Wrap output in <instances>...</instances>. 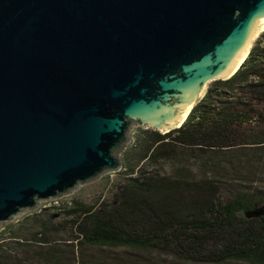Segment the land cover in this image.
Returning <instances> with one entry per match:
<instances>
[{"label":"water","instance_id":"water-1","mask_svg":"<svg viewBox=\"0 0 264 264\" xmlns=\"http://www.w3.org/2000/svg\"><path fill=\"white\" fill-rule=\"evenodd\" d=\"M263 24L264 0H0V225L181 128Z\"/></svg>","mask_w":264,"mask_h":264},{"label":"trees","instance_id":"trees-1","mask_svg":"<svg viewBox=\"0 0 264 264\" xmlns=\"http://www.w3.org/2000/svg\"><path fill=\"white\" fill-rule=\"evenodd\" d=\"M121 162L111 204L65 202L67 238L54 209L26 215L0 264H264V29L181 128H137Z\"/></svg>","mask_w":264,"mask_h":264},{"label":"rangeland","instance_id":"rangeland-1","mask_svg":"<svg viewBox=\"0 0 264 264\" xmlns=\"http://www.w3.org/2000/svg\"><path fill=\"white\" fill-rule=\"evenodd\" d=\"M136 129L137 128L133 129V131L130 133L129 136L130 141L126 146V149L131 144L134 131ZM165 167L167 172L171 171V167L169 165H165ZM118 173L119 171L115 173L105 174L96 181L81 185L71 194L63 196L57 200L41 202L37 210L33 212L23 213L19 217L15 218L13 221L0 225V232L3 233L4 228H6L9 225L16 226L22 218L26 217V215L39 212L40 210L45 208V209H54L51 210L53 213H55V216L52 217L53 224L61 223L62 227L64 228V235H65L64 238L70 237L73 235L71 231V225L69 222L70 218H67L63 214H58L57 211L60 210L59 207L65 206L64 203L69 202L71 200H76L77 202H79L81 205L84 206L93 205L94 207H99L100 205L111 204L114 201L115 185L118 183L119 180H121V175H119ZM58 208L59 210H57ZM128 256L130 258L134 257L133 254H128ZM150 259H153V257Z\"/></svg>","mask_w":264,"mask_h":264},{"label":"bare ground","instance_id":"bare-ground-1","mask_svg":"<svg viewBox=\"0 0 264 264\" xmlns=\"http://www.w3.org/2000/svg\"><path fill=\"white\" fill-rule=\"evenodd\" d=\"M263 25H264V24H263ZM188 111H189V110H188ZM187 113H188V112H187ZM187 113H186V115H187ZM186 115H185V116H186ZM185 116H184V117H185Z\"/></svg>","mask_w":264,"mask_h":264}]
</instances>
